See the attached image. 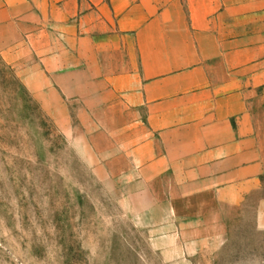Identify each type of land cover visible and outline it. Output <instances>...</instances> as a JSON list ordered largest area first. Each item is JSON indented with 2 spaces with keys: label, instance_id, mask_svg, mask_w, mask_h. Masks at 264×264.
I'll return each mask as SVG.
<instances>
[{
  "label": "crops",
  "instance_id": "obj_1",
  "mask_svg": "<svg viewBox=\"0 0 264 264\" xmlns=\"http://www.w3.org/2000/svg\"><path fill=\"white\" fill-rule=\"evenodd\" d=\"M0 52L85 70L82 96H126L147 121L144 174L264 223V0H0Z\"/></svg>",
  "mask_w": 264,
  "mask_h": 264
},
{
  "label": "rangeland",
  "instance_id": "obj_2",
  "mask_svg": "<svg viewBox=\"0 0 264 264\" xmlns=\"http://www.w3.org/2000/svg\"><path fill=\"white\" fill-rule=\"evenodd\" d=\"M49 66L0 52V264H264L255 206L202 205L190 182L144 174V109L82 96L85 70Z\"/></svg>",
  "mask_w": 264,
  "mask_h": 264
}]
</instances>
